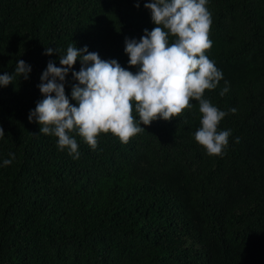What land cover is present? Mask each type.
Returning a JSON list of instances; mask_svg holds the SVG:
<instances>
[{
    "label": "trees",
    "instance_id": "16d2710c",
    "mask_svg": "<svg viewBox=\"0 0 264 264\" xmlns=\"http://www.w3.org/2000/svg\"><path fill=\"white\" fill-rule=\"evenodd\" d=\"M149 2L0 0V75L13 74L0 85V264H264V0L206 5L205 55L223 79L203 98L227 113L217 130H231L220 155L195 140V99L151 125L134 108L145 130L127 143L101 133L93 150L72 131L78 159L28 119L48 62L62 67L69 45L138 72L125 41L156 27ZM19 60L32 68L28 79L15 74ZM81 66L78 58L66 77L73 105Z\"/></svg>",
    "mask_w": 264,
    "mask_h": 264
},
{
    "label": "clouds",
    "instance_id": "9594fccd",
    "mask_svg": "<svg viewBox=\"0 0 264 264\" xmlns=\"http://www.w3.org/2000/svg\"><path fill=\"white\" fill-rule=\"evenodd\" d=\"M207 3L208 0L146 3L156 27L151 31L145 29L139 40L125 41L129 65L139 67L135 74L115 59L102 60L98 53L89 52L87 46L78 49L69 45L66 54L60 53L62 67L48 62L38 85L44 98L30 111L29 121L40 125V133L57 137L60 150L67 149L69 155L78 159L77 141L69 135L72 131L93 150L101 133L110 132L127 143L145 130L134 119V108L140 124L151 125L157 119L172 120L191 107L190 100L195 99L202 114L195 140L209 155H220L231 130H217L227 113L203 98L206 90L215 89L223 79L222 71L205 55L212 47L209 39L212 19ZM170 36L175 37L174 42H169ZM54 52L60 51L47 47L45 54L51 56ZM78 58L82 66L78 72L72 71L73 78L79 81L72 85L71 99L76 101L73 105L65 93V83ZM31 71L25 61H18L16 75L28 79ZM12 81L13 74L0 75V85L8 86ZM228 91L226 86L220 95ZM4 134L0 127V135ZM9 155L11 159L4 160V166L15 159L14 153Z\"/></svg>",
    "mask_w": 264,
    "mask_h": 264
}]
</instances>
